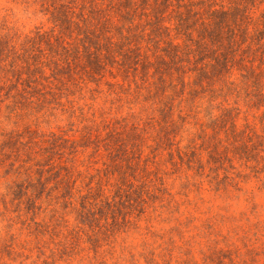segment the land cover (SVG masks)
I'll return each instance as SVG.
<instances>
[{"label":"rangeland","instance_id":"rangeland-1","mask_svg":"<svg viewBox=\"0 0 264 264\" xmlns=\"http://www.w3.org/2000/svg\"><path fill=\"white\" fill-rule=\"evenodd\" d=\"M41 3L0 0V264H264V151L255 162L230 153L232 166L208 165L203 151L200 168L180 160L188 134L169 145L161 114L176 74L157 91V75L120 56L96 77L82 61L48 70L45 44L27 40L40 32L73 47L77 33H60ZM189 93L172 96L184 129L199 134L209 113L236 108L264 148V108L217 84Z\"/></svg>","mask_w":264,"mask_h":264},{"label":"trees","instance_id":"trees-1","mask_svg":"<svg viewBox=\"0 0 264 264\" xmlns=\"http://www.w3.org/2000/svg\"><path fill=\"white\" fill-rule=\"evenodd\" d=\"M41 1L44 11L61 29L60 33H67L71 38L73 27L77 33L73 47L61 36L36 32L29 38L31 48L43 42L49 51L50 60L43 67L60 70L61 63L82 61L89 77H96L105 70L107 61L120 56L122 67L129 65L145 76L150 72L152 76L157 75V91L166 87L165 77L176 74L172 93L166 98L170 100L169 106L162 108L161 114L165 119V141L169 145L177 135L188 134L183 148L186 152L176 147L180 160L182 154L189 155L188 164L195 160L200 168L202 151L207 155L208 165L219 163L223 158L232 166L230 153L245 155L246 162H255L256 156L261 158L259 154L264 148L256 147V140L261 136L253 131L246 118L242 125H237L238 109L223 108L217 116L209 113L208 123L200 125L196 134L190 128V131L184 129L189 124L188 115L181 103L174 107L172 96L186 89L190 93L206 87L213 89L217 84L228 92L233 91L248 109L264 108V0ZM99 1L101 5L106 2L105 6L99 5ZM105 7L112 12L116 23L107 13H100ZM109 27H113L111 35H108ZM20 55L27 66L28 60L32 61L34 70L42 65L38 56ZM174 110H177V120L173 119ZM259 121L264 123V113ZM220 132L231 139L232 147L229 143L222 144ZM250 151L253 153L248 156ZM216 184L220 183L216 181ZM105 205L109 206V202ZM92 206L95 203L90 202L89 214L93 213ZM86 207H82V213Z\"/></svg>","mask_w":264,"mask_h":264}]
</instances>
